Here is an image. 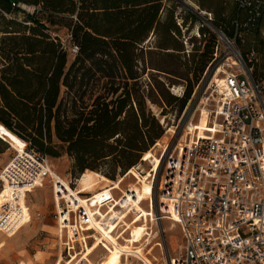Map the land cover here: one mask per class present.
Listing matches in <instances>:
<instances>
[{"label":"trees","instance_id":"16d2710c","mask_svg":"<svg viewBox=\"0 0 264 264\" xmlns=\"http://www.w3.org/2000/svg\"><path fill=\"white\" fill-rule=\"evenodd\" d=\"M198 1L222 9L216 0ZM233 1L231 18L213 15V22L229 35L236 34L239 45L243 31L259 25L264 2L261 14L244 25L251 7ZM19 3L33 4L34 12ZM169 11L165 0H0L2 135L14 136L52 158L67 154L80 175L100 171L115 180L136 167L166 129L148 103L179 102L183 109L193 92L188 74L192 68L179 73L151 64L153 50L145 51L151 42H144L154 33L159 35L156 46L172 49L158 53L174 56L185 50L182 42L174 41L181 29ZM236 19L241 23L238 28ZM53 25L68 27L70 42L78 45L73 59L60 36L50 32ZM204 28L200 26L207 35ZM212 35L204 48L196 46L189 52L197 74L205 71L212 57ZM145 61L156 69L151 73L152 87L146 83ZM256 71L255 65L256 75L264 79ZM164 72L188 80L183 97L169 92ZM5 140L0 135V152ZM106 163L107 171L102 169Z\"/></svg>","mask_w":264,"mask_h":264},{"label":"built area","instance_id":"2783aa9c","mask_svg":"<svg viewBox=\"0 0 264 264\" xmlns=\"http://www.w3.org/2000/svg\"><path fill=\"white\" fill-rule=\"evenodd\" d=\"M235 1L251 7L244 25L261 14L263 0ZM204 12L200 26L214 33L215 42L203 75L209 71L201 103L214 130L205 138L195 131L190 143L178 142L171 151L170 143L166 151L160 140L150 148L159 146L162 164L149 207L156 220L174 221L181 229L180 253L170 256L169 264H264V79L255 73L257 51L243 52L236 34L226 33L213 22L211 11ZM240 25L236 19L235 28ZM69 52L75 55L78 45L73 43ZM160 122L165 126V118ZM51 169L46 153L28 143L15 149L0 174L1 189H9V200L0 205V231L10 235L25 222L26 210L16 203L25 193L49 180L55 195H62ZM116 204L115 197L109 198L105 209ZM62 210L69 216L75 213L76 225L85 217L83 209L74 210L67 202Z\"/></svg>","mask_w":264,"mask_h":264},{"label":"rangeland","instance_id":"374dc122","mask_svg":"<svg viewBox=\"0 0 264 264\" xmlns=\"http://www.w3.org/2000/svg\"><path fill=\"white\" fill-rule=\"evenodd\" d=\"M206 1L213 4V0H206ZM216 1L218 2V4L222 6L221 9V12L223 13L222 16L226 19L231 18L232 14L236 9L234 4H231L229 0H216ZM165 3H166V7L169 8V10L172 11V13L174 14L176 23L180 26L181 29V33L175 36L174 41L176 43L182 42L185 45V50L181 51L182 53H178L179 52L178 50L175 51L174 53L176 55L174 56H167L158 53L172 49L160 48L159 46H156L159 35L158 34L156 35L154 33V34H150L151 44L149 43L150 47L145 49V51L150 49L153 50L152 54L149 57L151 58V64L152 63L161 64L163 66H166L167 68L175 69L179 73H186L187 71H189V69L192 68V71H190L188 74L191 79V84L193 86L192 95L183 109H181L179 102H175L172 105H169L164 101H161V103H152V102L148 103L150 111H152L153 115H155L156 118L158 119L165 118L164 127L166 129L164 135L159 139L160 140L159 144L166 150V145L169 142L170 144L168 151H171L174 148L175 144H177L178 142L182 143L181 140L182 137L184 136V133L187 130L186 128L188 124L191 121L197 123L199 116L201 115V113H203L201 111V108L203 107V104L201 103V95L205 90L206 82L209 79L208 76L209 71L205 76H203L204 72L202 74L201 73L197 74L193 70L194 64L191 63L189 52L192 51L196 46L204 48L206 42L212 41L213 35L211 31L205 28L204 30L207 31V35H204L203 31L200 29V25L198 26V22L201 21L202 19V14H203L202 8L204 9V7L200 5L198 0H165ZM21 7L29 12H34L35 10L33 4L21 3ZM18 16L22 18L23 13L19 12ZM164 16L166 17L167 13L164 14ZM184 17H186L185 22H184L185 19ZM226 19L222 20V22H226L225 21ZM178 20L181 22V24L178 23ZM50 32L52 33V35H59L64 45L69 50V47L72 45V43L70 42V32L68 27L66 26L59 27V25H53ZM249 32L251 37L250 44H252V47L258 52V62H256L255 64L257 69L256 72L259 76L264 78V13L259 21V25L255 29L250 30ZM145 56L146 53L144 52V57ZM69 57L73 59L74 55L70 54L69 52ZM180 61H184L185 64L180 63ZM143 65H144L143 66L144 69L146 70L149 76L146 77V83L148 84V86L152 87L153 86L152 84L155 83V80L154 77L151 75V73H155L156 69L151 67V65L147 66L146 61L143 63ZM145 66L147 67L145 68ZM161 76L166 80L167 88L172 95H174L173 94L174 92L176 93V95H180L181 97L184 96V91L188 86V80L176 74H171V73L167 74L165 72L164 74H161ZM169 129L172 131L169 132ZM166 130L168 131V133ZM0 135L4 136L5 139L10 143L9 144L5 140L7 145H3L2 146L3 151L0 152V174H1L3 167L13 156L15 149H20L22 147H25L26 143L17 139L14 136L2 135L1 130H0ZM149 151L150 150H148L146 153H148ZM152 152L162 161L160 155H157L160 153L159 146H156V148L152 150ZM145 160L146 162L140 163L138 166L135 167L136 169L135 168L131 169L133 171L132 175L131 174H127L128 176L123 175L121 172L117 175V178L115 180L110 179L100 171H97L98 173L108 178V183L107 180L98 181L96 183L95 186L96 188L94 191H98V192L101 190V188L106 186V184L112 185L115 181H118L123 177V180L121 182L123 191L115 189L113 190L112 193L108 192L106 194L97 197L96 199L99 201V204L98 202L91 203L92 209H94V206L96 205L98 207V210H100L99 211L100 213L98 214L102 216L100 217V215L98 214L96 215L99 222L103 220L102 213L106 215L111 210V208L109 210L105 209L106 203L108 202L109 198L115 197V200H117L120 204L123 203L124 207L121 209L123 210L127 202L131 200V198L137 197L139 193L138 188L140 187L139 177L141 176V174H147L152 172L153 169V164L151 163V161L146 158ZM50 164L53 168L51 172L61 176L62 179L68 181L70 187L75 192L83 190L82 187L80 186L79 179L84 173L80 175L74 171V161L67 154H64L56 158L50 157ZM109 166L110 165L106 163L102 166V169L107 171L109 169ZM150 166L152 168L151 170L149 169ZM159 170L160 168L158 169V171H155L156 173L153 172L152 185H153V181L155 182L156 178L158 177ZM93 192H90V189L86 188L84 189V193H81L80 195L82 197H89L92 199L94 197ZM151 193L153 198V194H154L153 187L151 189ZM92 195L93 197H91ZM65 196L66 193L64 189H62L63 199L60 200V204H59L57 195L55 196L54 193L53 183L50 182L49 180L46 183L40 185L38 189L32 190V193L30 194L25 193L27 205L30 207V210L27 213L26 221L22 224L20 229H18L15 233H12L10 235H7L2 231H0V262H1L0 264H60L61 259H62L61 264H67L73 261V253L76 252L84 253L87 250V248L88 249L92 248V245L96 241L95 237L93 238L92 236L95 235L96 232L91 236L88 235V232L85 231V230H90L88 228L92 227L91 226L92 223L90 221V216H89V211L91 209L90 210L88 209L86 211L83 207H81V209L84 210L85 217L84 218L82 217L80 222L81 224H79L78 221L77 225H79L80 227L82 225L81 231L84 230L85 232L82 233L81 231L78 232L77 230L73 229L72 232L76 238L74 240L75 247L71 248V245L69 244L71 242L73 243V240H71L70 238L71 230L70 228H65L64 225L68 223H73L76 225V223H74L76 215L75 213H72V216L71 214L69 216L67 213L64 214L58 211L59 207L61 206L63 207V205L66 204ZM120 197L122 198L120 199ZM7 200H9V189L7 186L1 189L0 186V205L1 203ZM94 200L95 199H93L92 201ZM141 204L143 208L145 209L147 208L148 210H151L149 207V199L142 202ZM73 206H74V210L77 209L78 206H80L78 200H74ZM117 208H119V205L117 206ZM58 212H60V217ZM94 213L97 212L94 211ZM77 214H78L77 216L79 217V213ZM134 215L135 213L132 214L130 218H132ZM115 219L116 216L112 214L111 217H109L108 220H106V222L104 223L105 228L110 229L111 226L115 223L114 222ZM151 224L153 227V237L155 241L161 242L164 247L163 249L161 245L155 246L153 254L158 258V260L155 262L156 264H169L170 256H176L178 253H180V246L184 241L181 233V229L178 224L168 219L156 220L155 218V221H153ZM118 232L120 233L119 236L124 233V229L122 226L118 227L115 233L117 234ZM80 234L83 237L91 236V238H88V241L84 240L85 247H83L82 244L83 240L82 237L79 236ZM129 235L130 232L128 235H123L122 238L119 240V242L120 243L124 242L123 239L128 238ZM98 236L100 235L96 234V237ZM119 236L117 235V237ZM100 244L106 247V250L104 252L102 247H100L99 250L97 251V248L99 247ZM100 244L98 245L97 248L94 247L93 251L88 256V259L90 261L92 260L91 262L93 264H101L105 259L106 255L111 250V246L107 241H102V243ZM126 257L127 255L123 256V262ZM127 260L132 263L133 262L132 260L134 259L131 257L128 258ZM137 262L138 261H135V264H138ZM87 263L88 262L86 260L80 261V259L75 262V264H87Z\"/></svg>","mask_w":264,"mask_h":264},{"label":"bare ground","instance_id":"6f19581e","mask_svg":"<svg viewBox=\"0 0 264 264\" xmlns=\"http://www.w3.org/2000/svg\"><path fill=\"white\" fill-rule=\"evenodd\" d=\"M201 111L203 113H201V115H200L201 117L199 116L198 122L196 123V122L191 121L188 124V126L186 128L187 130L184 133V136L182 137V140H181L182 145L185 142L190 143L192 141V139H193L192 136H193L195 131L196 132L198 131L199 137L205 138V137H207V131L214 130L212 128V125L209 124L210 121H209L208 109L206 107H204V108L202 107ZM195 129H197V130H195ZM171 131L172 130H169V132H171ZM145 158L151 161V163L153 164V169H152V172L147 173V174H141V176L139 177L140 187L138 188L139 193H138L137 197H134V198L130 197L131 200L127 202V204L125 205V208L123 210H121V209L124 207V204L122 203L121 206L119 208H117V206L120 204L117 201V204L114 208L111 206V210L108 214L105 215L104 213H102L103 214V220L101 222H99L97 217H96V215L98 213H100L99 212L100 210H98V207L96 205L94 206V209H92L91 203L98 202V204H99V201L96 198L99 197L100 195L106 194L108 192L112 193L113 189H118L120 191H123V188L121 186V184H122L121 182L123 180V177L121 179H119L118 181H115L112 185L106 184V186L101 188V190L98 192V191H94L96 188L95 187L96 183L98 181H102V180H107V183H108V178H106L104 175H102L98 172L87 170L84 174H82L81 178L79 179L80 186L82 187L83 190L75 192L70 187V184L68 183V181L62 179L61 176H59L55 173H52V175L54 176V180L56 181L57 187H58V185H61L63 187V189L66 193L65 200L67 203H69L70 207L74 208L73 202H74V200H78L79 205H80V206H78V208L83 207L86 211L88 209L89 210L91 209L89 211V216H90V221L92 223L91 224L92 227L88 228V229H90V230L94 229L96 234L100 235L98 237H96V234L93 235L92 237L93 238L95 237L96 241L92 245V248L91 249L87 248V250L84 253H80V252L73 253V261H71L70 263H67V264H75V262L78 261L79 259H80V261L86 260L88 262L87 264H93L91 262L92 260L90 261L88 259V256L93 251L94 247L97 248L98 245L100 243H102V241H107L109 243V245L111 246V250L106 255L105 259L103 260V262L101 264H135V261H138L137 262L138 264H140V263L141 264H156L155 261H157L158 258L153 254V251L155 249V246L161 245L163 247V245L161 242H156L154 237H153V227H152L151 223L153 221H155L154 210H148L147 208L146 209L143 208L141 203L146 201L147 199L152 198L151 189L153 187V185H152L153 172L158 171V169L161 166L162 161L152 151H149L148 153H146ZM52 169H51V171H52ZM129 174L132 175L133 171L131 170L129 172ZM86 188H89L90 192L94 191L93 192L94 197L92 199L89 197H82L80 195L81 193H84V189H86ZM56 195H57V199L59 200V204H60V200L63 199V197H62V195L60 196V194H56ZM89 199H91V200H89ZM93 199H95V200L92 201ZM16 203H17V205H20L23 209H25L26 213H28V211L30 210V207L27 205L26 197H21ZM58 211L63 213L62 206L59 207ZM94 211H96L97 213H94ZM65 213H66V210H65ZM134 213H135V215L132 218H130L131 215ZM112 214H114V216H116V219L114 220L115 223L113 225L111 224L112 226L110 229L105 228L104 223L106 222V220H108L109 217H111ZM98 215H100V214H98ZM101 216L102 215H100V217ZM120 226L123 227L124 233L119 236L120 233L118 232L116 234L115 232H116L117 228ZM64 227L70 228V230H71L70 238H71V240H73V243L71 242L69 244L71 245V248H74L75 247L74 246V240L76 237L73 235L72 231H73V229H75L78 232H80L82 225L80 227L79 225L76 226L73 223H68V224H65ZM163 231H166V230H163ZM129 232H130L129 237L126 239H123L124 242L120 243L119 240L122 238V236L128 235ZM117 235L119 237H117ZM79 236L82 237V240H83L82 244H83V247H85L84 240L88 241V238H91V236L83 237L81 234ZM123 243H125V244H123ZM100 247L103 248V252L106 250V247L100 244L99 247L97 248V251L99 250ZM163 249H164V247H163ZM124 255H127V257L125 258V260L123 262V256ZM131 257L134 259V260H132L133 261L132 263L127 260L128 258H131ZM90 259H91V257H90ZM61 262H62V259L60 261V264H61Z\"/></svg>","mask_w":264,"mask_h":264},{"label":"crops","instance_id":"0c3cea01","mask_svg":"<svg viewBox=\"0 0 264 264\" xmlns=\"http://www.w3.org/2000/svg\"><path fill=\"white\" fill-rule=\"evenodd\" d=\"M215 1V0H214ZM229 2L231 3V4H234V1L233 0H229ZM214 4H215V2H214ZM204 7V9L202 8V12H203V14H202V19H201V21H199L198 22V26L199 25H201V22L202 21H204L205 20V17H206V14H205V12L204 11H206V10H209V11H211V12H213V15L216 17V19H217V17H220V15H223V13L221 12V10H217V8H216V5H213V8H211V7H207V6H203ZM205 29H208V27L206 26V28ZM250 32H249V30H247V31H243V33H242V39L240 40V42H239V44H240V48H242L243 50H247V49H249V48H253L252 47V44H250V42H251V37H250V34H249ZM150 39H151V37H150ZM149 39V42L151 41ZM148 42V43H149ZM39 188V187H38ZM38 188H36V189H38ZM36 189H34V190H36ZM30 193H32V191L30 192ZM29 193V194H30ZM85 237V236H84Z\"/></svg>","mask_w":264,"mask_h":264},{"label":"water","instance_id":"95a60500","mask_svg":"<svg viewBox=\"0 0 264 264\" xmlns=\"http://www.w3.org/2000/svg\"><path fill=\"white\" fill-rule=\"evenodd\" d=\"M11 1L15 2L16 0H11ZM19 5H21V3H19Z\"/></svg>","mask_w":264,"mask_h":264}]
</instances>
